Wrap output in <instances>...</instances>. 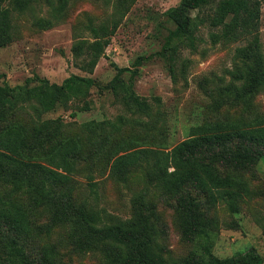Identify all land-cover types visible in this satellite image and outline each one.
<instances>
[{
    "label": "rangeland",
    "instance_id": "374dc122",
    "mask_svg": "<svg viewBox=\"0 0 264 264\" xmlns=\"http://www.w3.org/2000/svg\"><path fill=\"white\" fill-rule=\"evenodd\" d=\"M214 1L201 13L207 20L199 26L194 47L182 45L179 49L175 77L169 71V63L157 56L138 67L135 89L151 103L150 115L133 112L106 86L117 74L113 63L133 71L139 56L162 49L175 28L165 12L180 0H44L26 11L13 12L12 38L7 46L0 48V86L23 85L31 80L34 85L40 78L61 85L72 75L95 80L86 98L73 99L66 106L43 114V120L60 123V132L51 145L74 136L83 146L75 172L61 189L69 191L78 204L96 203L122 219L134 216L136 197L145 193L155 206L157 242L168 259L185 258L196 249V244L182 233L177 194L168 192L158 180L152 179L154 169L145 162L117 167L115 155L126 148L170 149L188 137L193 125L206 121L250 122L264 117V92L258 93L249 107L241 104L213 107L216 89L233 81L231 71L242 66L236 58L237 48L247 44L243 39L232 42L215 39L218 29L209 24L219 0ZM261 1L260 50L264 54V0ZM116 21L118 27L106 55L93 73L87 72L86 48L82 47L81 53L76 45L96 39L93 26L106 24L111 30ZM130 70L124 73L125 79L130 78ZM85 104L90 109L84 110ZM36 118L28 106L7 122H20L33 135ZM89 121L105 123L110 134L109 142L94 157L90 156L93 144L83 129V124ZM227 172L238 173L250 189L240 201L237 213H232L223 202L207 203L193 189L201 210L220 226L214 253L219 257L243 253L264 260V157L247 170ZM90 175L98 184L96 200L88 185ZM0 191L10 194L27 210L32 233L25 242L36 261L44 245H53L60 264H108L106 254L101 251H78L70 240L69 226L52 221L44 208L30 206L25 195L11 192L10 186L4 184H0Z\"/></svg>",
    "mask_w": 264,
    "mask_h": 264
},
{
    "label": "trees",
    "instance_id": "16d2710c",
    "mask_svg": "<svg viewBox=\"0 0 264 264\" xmlns=\"http://www.w3.org/2000/svg\"><path fill=\"white\" fill-rule=\"evenodd\" d=\"M43 1L0 0V48L12 38L13 12L26 11ZM214 2L180 0L169 8L165 14L175 28L162 49L139 56L133 71L113 63L117 74L106 88L121 97L133 112L150 115L151 103L135 89L138 67L157 56L169 63V71L175 77L179 49L182 45L194 47L199 26L207 20L201 13ZM214 7L209 24L218 29L215 39L223 42L243 39L247 44L237 48L236 58L242 66L231 71L233 81L216 89L213 107L224 104L249 107L252 99L264 92V54L260 50L262 1L219 0ZM117 27V21L111 30L106 24L93 26L96 39L76 45L81 53V48H86L87 72L93 73L106 55ZM129 70L131 76L125 79L123 75ZM95 83L92 77L72 75L61 85L40 78L34 85L31 80L23 85L0 86V184L10 186L13 193L25 195L30 206L44 208L52 221L68 225L70 240L78 251H101L106 254L108 264H264L259 256L216 255L213 247L220 232L219 223L201 210L193 193L196 189L207 203L223 202L232 213L239 211L240 201L249 194V185L238 173L227 171L247 170L264 157V117L250 122L212 120L193 125L188 137L170 149L139 147L116 152L115 166L145 162L154 169L152 179L178 196L182 233L196 244V249L185 258L168 259L157 242L155 206L145 193L136 197L134 216L122 219L96 203L78 204L69 191L61 189L75 172L83 146L74 136L51 145L60 132V123L43 120V114L66 106L73 99L86 98ZM28 106L37 116L33 135L20 122H7ZM82 108L87 110L90 106L85 104ZM83 129L93 144L90 156L94 157L109 142L110 134L102 122H86ZM88 178L91 196L96 200L98 184L93 176ZM31 233L32 223L23 204L0 191V264H60L53 245H44L36 257L38 260L33 258L25 242Z\"/></svg>",
    "mask_w": 264,
    "mask_h": 264
}]
</instances>
